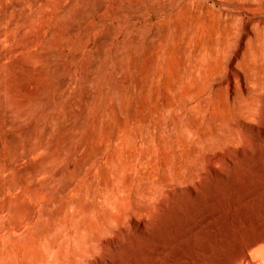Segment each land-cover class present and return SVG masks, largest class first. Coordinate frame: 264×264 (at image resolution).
Instances as JSON below:
<instances>
[{"label":"rangeland","instance_id":"obj_1","mask_svg":"<svg viewBox=\"0 0 264 264\" xmlns=\"http://www.w3.org/2000/svg\"><path fill=\"white\" fill-rule=\"evenodd\" d=\"M237 44L257 81L264 0H0V264H89L161 194L109 264H264V103L214 77ZM237 129L256 152L179 182Z\"/></svg>","mask_w":264,"mask_h":264},{"label":"bare ground","instance_id":"obj_2","mask_svg":"<svg viewBox=\"0 0 264 264\" xmlns=\"http://www.w3.org/2000/svg\"><path fill=\"white\" fill-rule=\"evenodd\" d=\"M259 33L260 32H258V34ZM262 33H260V35ZM243 50L244 48L241 46V44H237L234 49L226 53L225 56L220 60L218 67L216 68V71L214 72V77L221 79V81H225L227 84H230L232 81H234L238 83L240 87L250 86V90L252 92L260 94V97L264 103V69L262 71L261 78H259L257 81H254L253 76L250 71L251 68L249 67L246 61ZM235 66L238 67V70L234 68ZM187 98H188L187 96H184L180 104L185 103L187 101ZM259 116H258V111H256L255 109L253 111L252 110L247 111L244 114V119L249 120V121L253 120L259 126L258 127L259 135H262L264 137V105H263V112L259 113ZM256 117H259V118H256ZM238 129H240V127H238ZM238 129L236 130V134L229 135L227 139L225 138L226 139L225 142L219 143L216 147H214L212 150L207 152V160L204 163H200L196 167L195 172H193L192 174H189L188 176L186 175L185 177L180 179L179 182L187 183L188 189L192 193L198 194L200 186L212 175L213 171H215L220 176L226 175L225 174L226 172L224 169L225 165L230 164L231 162L235 160V156L238 155L239 149H241V151L245 155L247 153L256 152L257 150L256 142H254V140L256 139H252L251 136H249L245 132V130L241 131ZM233 146H236L237 149H234ZM99 150H102V148H99ZM99 150L97 149V152ZM166 203H167L166 198L161 194V196L155 197V201L152 202L151 204L138 203L137 209H133V210L131 209L128 212H125L123 215L127 216L125 218L132 219L133 224L137 230H133L134 231L133 232L132 229L128 225H125L124 227H121V228H117V230L115 231H112L111 229L106 230L103 233V237L98 236L101 242L99 246L101 248L100 250L101 253H99L98 256L94 257L93 258L94 261H91L89 264H109L110 262L114 261V256L112 255V251L116 250L118 247L125 246L133 233L137 232V233L148 234L151 231L154 219L159 215L160 211L164 209V207L166 206ZM53 218L59 222L58 220L59 217H53ZM119 222L124 223V224L126 223L124 218L118 219L117 223ZM117 223L116 225H118ZM261 238H264V234H262L261 237L252 239L250 243L254 244ZM95 250L97 251L99 249H95ZM145 251H146V247H145ZM143 254H140V253L139 255L136 254L135 259H138L136 260L137 263L141 264ZM246 256L247 255L243 250H239L236 256H234V258L232 256L231 260L229 261L227 260L228 263L226 264H242V262L244 263L243 260L244 258H246ZM150 257H153V256H150ZM146 258L150 260L149 257H146ZM181 262L182 263H180L179 261V264H188L185 260ZM127 263L128 262H126V264Z\"/></svg>","mask_w":264,"mask_h":264}]
</instances>
